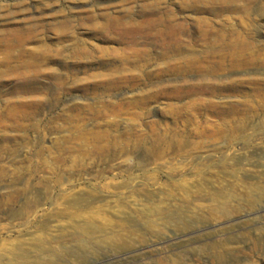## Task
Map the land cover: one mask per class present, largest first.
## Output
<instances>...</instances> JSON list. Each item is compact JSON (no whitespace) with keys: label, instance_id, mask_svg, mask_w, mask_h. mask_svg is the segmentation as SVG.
I'll list each match as a JSON object with an SVG mask.
<instances>
[{"label":"rangeland","instance_id":"rangeland-1","mask_svg":"<svg viewBox=\"0 0 264 264\" xmlns=\"http://www.w3.org/2000/svg\"><path fill=\"white\" fill-rule=\"evenodd\" d=\"M159 1L189 30L204 17L215 31L208 41L182 36L197 59L192 73L160 76L168 56L161 45L129 46L88 29L91 16L104 24L108 11L122 17ZM233 1L0 0V249L37 237L51 248L30 255L44 264H154L175 255L210 264L208 252L194 250L264 228V0ZM242 60L247 67L227 70ZM187 139L194 146L177 152ZM222 191L239 214L200 221ZM77 198L113 223L141 218L149 202L169 217L157 222V236L130 237L137 246L126 251L73 246L60 237L70 234ZM184 221L188 230L173 227ZM135 225L152 226L142 218Z\"/></svg>","mask_w":264,"mask_h":264},{"label":"bare ground","instance_id":"bare-ground-1","mask_svg":"<svg viewBox=\"0 0 264 264\" xmlns=\"http://www.w3.org/2000/svg\"><path fill=\"white\" fill-rule=\"evenodd\" d=\"M204 3L206 2L204 1ZM162 4H163L162 1L144 3L139 6V9L137 12H135L133 8L124 10L125 16H122V17L118 16L120 15V14H117L118 11H112V12L108 11L107 13L103 14V18L105 20L104 24L92 22L94 19H93V16H91L90 18L91 23H90V26H88L89 27L88 29L91 31H94V33L96 32V33H102V34L103 33L110 34L112 32L118 36L116 37L115 35L114 38H117V40L120 41L122 44H126L129 46H134V45L140 44L141 42H147V41H151L154 44L161 45L163 49L166 51V53H168V56H165L164 58L165 64L163 65H165V67L161 70V72L158 73L159 75L161 74L160 76L164 74H172V73H175L174 75H177V73H186V74L192 73L193 69L191 67V63H195L197 59H195L196 56L195 57L192 56V53H193L192 51L188 52L189 50H185L186 47L188 46L186 45L183 46L184 41L182 40V36L188 35L192 40L203 39L204 41H208L210 37L215 35V31L211 27L210 21L204 17H194V25H193L194 27H191L192 29H194V31L189 30L187 22L185 20L182 22L177 21L176 15H173V13L171 12L172 10L168 11L169 10L168 9V10H165L166 12H161L160 6ZM194 4L196 5V3ZM216 5L218 6V4ZM237 5L239 6V4ZM240 5H244V4H240ZM196 6L191 7V9L192 11H195L199 14L205 13L207 11L212 12L210 7L206 6L207 8H205L203 6L202 7L200 6V8H196ZM238 6H235V7L232 5L228 6L227 10L233 9L237 11L239 9ZM215 9H217V7ZM215 9H213V11H215ZM222 9L223 8L218 9V10L221 11ZM217 12L218 11H216V13ZM69 22L67 23V21H64L62 23V26L68 29V26L70 27V25H68ZM63 31H66V29H64ZM103 37L108 38L107 35H103ZM212 56L215 57V55H212ZM235 56L236 58L244 57L241 53ZM245 60H242L243 62L237 61L238 63L233 62L230 65V67L227 68V70H235L238 67H240V65L246 66V62H244ZM181 64H184L186 67L185 68L182 67ZM122 65L124 64L122 63ZM209 66L205 67L202 74H200L202 77V80H204L207 77L206 75L210 71H212V69ZM226 67L227 66L223 65V66H219L218 68L224 71L226 70ZM106 85H104L105 86L104 88L108 90L109 88L107 89ZM192 146H194V143L191 140L187 139V140L181 141L180 144H178L175 147V149L177 152H182L184 148L186 147L190 148ZM180 188H182L183 191H186L184 185H180ZM211 199H212L211 200L212 202L213 201L217 202V209L213 210L214 212L209 213L208 217L204 218V216L202 217L197 216V218L200 221L202 220L206 221L208 219L217 220L218 216H221L222 218H228L234 213L239 214V211L236 209V207L233 205H230L229 203V201L233 202L232 201L233 197L229 199L228 195L225 194L223 191L214 192L213 198ZM248 199H249L248 206L251 207V209H253L254 205L257 202L254 200H250V198ZM81 200L82 199L80 198L76 199L75 204H77L79 207L76 209V213L73 216L69 217L72 220L69 226H67V228L69 229L68 233H70L69 236L61 235L60 237L61 238L60 241L70 242L71 244H73V246H80V244L86 241L85 242L86 244L91 243V244H97V245H105L107 248H109V250L114 251V252L126 251L128 249H132L137 246V242L131 240L130 237L138 236V235L143 237L144 235H151V234H154L157 236L159 232H157L156 230H162V229L155 228V227H159V224L157 222L161 220L163 221V223L166 224L164 219L169 217V214L166 210H162V208L155 206L154 203L149 202L148 206L146 205L142 206L143 208L145 207L147 208L144 209L143 211L139 210V214H141L142 219H145L147 223L152 224V226H145L139 229L138 227H136L135 222L137 223L138 221H141L140 217L135 216L132 219L126 218L123 221L119 220L113 223L112 221L104 218L99 212L91 211L90 209H87L88 207L82 208L80 205ZM109 223H112V225H108ZM165 224H163V226H165ZM180 224L181 225H176V226L174 225L173 227L178 228L179 230L177 231H186L188 230V228H190L188 221L181 222ZM165 228L166 227H164L163 229ZM123 234L126 236V238L123 236ZM238 242L246 243V246H248V249H249L248 252L246 251L245 253L243 252V250L239 251L238 250L239 248L230 246L232 243H238ZM86 244H85V247H86ZM48 247L51 248V246L48 245V243H44V241H42L41 239L37 237H33L32 239H30L29 242L19 241L18 243L13 244L8 250L0 249V264H44L45 259H40V258L33 259V257L30 254H32L31 252L33 250L35 251L36 249V252H39V254L41 255H45L49 252ZM194 252L195 254H197V256H199V258H201L200 256L203 255V253L208 252L207 257L210 260V264L237 263L239 261L238 258H240L241 256H247L250 258L264 257V228H262L261 230L258 229V234L255 237H251L250 235H247V234H241L239 236L227 238L223 241L212 242L209 245L204 246L201 250L200 249L194 250ZM200 260L201 259H198L199 263H200ZM49 264H54V263H49ZM154 264H186V260L184 256L175 255L172 258L169 257L168 259H158L154 262Z\"/></svg>","mask_w":264,"mask_h":264}]
</instances>
